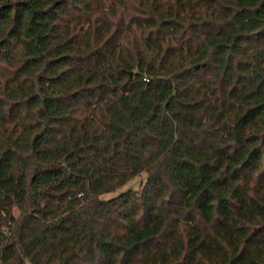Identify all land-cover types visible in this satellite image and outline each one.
Instances as JSON below:
<instances>
[{
	"label": "trees",
	"instance_id": "obj_1",
	"mask_svg": "<svg viewBox=\"0 0 264 264\" xmlns=\"http://www.w3.org/2000/svg\"><path fill=\"white\" fill-rule=\"evenodd\" d=\"M29 263L264 264V0H0V264Z\"/></svg>",
	"mask_w": 264,
	"mask_h": 264
},
{
	"label": "rangeland",
	"instance_id": "obj_2",
	"mask_svg": "<svg viewBox=\"0 0 264 264\" xmlns=\"http://www.w3.org/2000/svg\"><path fill=\"white\" fill-rule=\"evenodd\" d=\"M146 177H147V174H146L145 171L141 172L139 174H136L134 176V178H132L130 181H128L127 183H125L124 185L119 187L118 190L107 192V193H105V196L110 197V196L116 195L118 193V191H120L122 189H125L127 187H133V188L136 187V188H138L144 182ZM15 211H16L17 214H19V212H20L18 208H16Z\"/></svg>",
	"mask_w": 264,
	"mask_h": 264
}]
</instances>
